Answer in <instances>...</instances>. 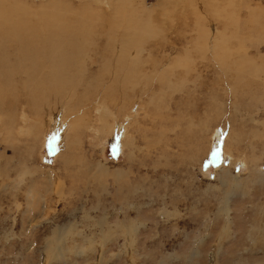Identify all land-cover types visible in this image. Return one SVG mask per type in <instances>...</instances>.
<instances>
[{"label": "rangeland", "instance_id": "rangeland-1", "mask_svg": "<svg viewBox=\"0 0 264 264\" xmlns=\"http://www.w3.org/2000/svg\"><path fill=\"white\" fill-rule=\"evenodd\" d=\"M11 4L0 264H264V0Z\"/></svg>", "mask_w": 264, "mask_h": 264}, {"label": "bare ground", "instance_id": "bare-ground-1", "mask_svg": "<svg viewBox=\"0 0 264 264\" xmlns=\"http://www.w3.org/2000/svg\"><path fill=\"white\" fill-rule=\"evenodd\" d=\"M0 5H8V7H1L0 8V12H1V14H2V16L3 17H1V18H4V23H3V25H4V27L6 28V29H8L10 32H8V35H9V37H10V40H14L16 43H18V40H17V33H18V31H13V32H11L13 29H12V27H11V24H10V19H9V16H10V12H11V9H12V4H11V0H0ZM39 19H40V17H38ZM41 19H45V18H43V17H41ZM3 25L0 23V28L1 29H3ZM28 26H27V24L25 25V27H24V29L25 28H27ZM29 27H31V26H29ZM45 30H47V29H44V31ZM53 31L55 32L56 31V29H53ZM4 38V37H3ZM5 39V38H4ZM1 40V41H5V42H7L6 40ZM20 41V44H19V50L21 49V51H23L24 49L25 50H28L29 52H34L36 49L35 48H33V47H28V43H26V42H24V41H21V40H19ZM12 42V41H11ZM18 45V44H17ZM96 51H98V50H96ZM51 53L49 54V53H47L46 51L44 52L45 53V55H47L48 56V58H47V60H48V65L52 68V69H54L55 70V73H54V76H53V79H54V77H64L66 74H65V72L63 71V69H60V67L59 66H57V63L58 62H60V60H58L57 59V56H52L53 55V53H52V51H50ZM99 52V51H98ZM27 53V52H26ZM94 54V53H93ZM96 54V53H95ZM34 55L35 54H33V56H32V60H33V63H31L30 64V66L31 65H39V61H36V58H34ZM97 55V54H96ZM31 56V55H30ZM30 56H26L24 59H22V63H25L26 62V60L30 57ZM43 56H44V54H43ZM42 56V57H43ZM46 57V56H45ZM12 63V62H11ZM19 64H20V62H18ZM29 65H23V72L25 73L24 75L26 76V78L28 79L27 80V83H29L30 82V80H29V78H30V76H32L33 75V73H31V67H30ZM12 67H13V70L15 71V67H16V65H14L13 63H12ZM21 67V66H20ZM17 71V70H16ZM2 74V73H1ZM58 79V78H57ZM28 89V88H27ZM1 98H3V95L2 96H0V99ZM81 100V98H79V101ZM79 101L78 100H76L75 102L73 101V104L74 103H79ZM85 101H87V97H86V100ZM86 103V102H85ZM70 107H72V105H70ZM0 111H3V109H0ZM104 112V111H103ZM104 114V113H103ZM102 114V115H103ZM106 115V114H105ZM107 117V116H106ZM57 119H58V116L57 115H55L54 117H53V120L54 121H57ZM126 129V128H125ZM132 227V226H131ZM137 227V226H136ZM125 229V228H124ZM124 229H123V231H124ZM127 229V228H126ZM128 229H129V227H128ZM127 229V230H128ZM130 229H132V228H130ZM136 229V228H135ZM131 231V230H130ZM127 234V233H126ZM121 235V234H120ZM133 235V234H132ZM125 236V235H124ZM126 237V236H125ZM127 237H129V239H130V235L128 236L127 235ZM132 240H134V239H132ZM129 241V240H128ZM132 242V241H131ZM127 243V242H126ZM133 243V242H132ZM127 246V245H126ZM133 246V245H132ZM128 247V246H127Z\"/></svg>", "mask_w": 264, "mask_h": 264}]
</instances>
